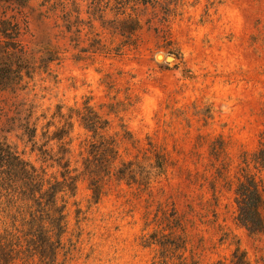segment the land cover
<instances>
[{
    "label": "rangeland",
    "instance_id": "374dc122",
    "mask_svg": "<svg viewBox=\"0 0 264 264\" xmlns=\"http://www.w3.org/2000/svg\"><path fill=\"white\" fill-rule=\"evenodd\" d=\"M75 1L89 20L92 0ZM154 1L155 9L139 8L134 46L84 61L70 50L31 79L21 72L15 93L0 91V148L25 151L39 166L21 140L25 109L47 117L61 106L62 113L72 109V167H79L89 134L76 113L87 105L108 121L120 159L141 165L138 174L164 166L147 187L104 180L97 203L80 178L66 198L58 264H231L236 246L250 264H264V233L236 221L235 202L243 161L264 146V0ZM41 2L0 0L1 63L12 51L37 59L64 47L56 17L43 15ZM108 2L114 8V0L100 7ZM105 13L104 21L114 19ZM92 25L102 44H120L98 20ZM249 169L257 182L264 179ZM1 211L0 230L10 223Z\"/></svg>",
    "mask_w": 264,
    "mask_h": 264
},
{
    "label": "trees",
    "instance_id": "16d2710c",
    "mask_svg": "<svg viewBox=\"0 0 264 264\" xmlns=\"http://www.w3.org/2000/svg\"><path fill=\"white\" fill-rule=\"evenodd\" d=\"M8 1L24 6L30 0ZM114 1V8L109 2L102 8L103 0H92L86 21L75 0H42L41 12L56 17L64 47L47 48L37 59L25 51L5 53L4 61L0 62V91L15 93L23 80L21 72L31 79L35 69L48 71L51 64H59L63 54L70 50L77 51L76 61H84L90 55L112 52L118 55L124 47L134 46L133 37L142 28L139 8L146 11L149 4L155 9L158 3L154 0ZM105 11L112 12L114 19L104 21ZM95 20L111 37L121 39L117 47L111 49L101 43L93 31ZM82 36L87 43L84 47L81 46L85 43ZM76 116L89 134L84 153L78 154L81 157L79 167H72V109L62 113L61 106L47 117L45 114L34 117L32 105L25 109L20 125L21 140L29 149L27 156L35 155L39 166L23 157L25 151L19 155L9 146L0 148V160L4 161H0V208L10 221L9 225L5 221L1 223L0 264H58L57 257L67 232L66 200L74 196L80 178L87 179L92 199L97 203L102 196V182L112 176L127 183L142 182L147 187L150 179L163 173L164 166L160 165L151 167L152 172L138 174L141 165L122 161L116 140L107 135L108 121L87 105ZM243 164L244 180L239 181L235 190L236 221L253 235L264 233V179L257 182L249 171L252 167L264 173V146L261 145L250 161L244 160ZM48 170L56 172L49 175ZM231 264H250L239 246L235 247Z\"/></svg>",
    "mask_w": 264,
    "mask_h": 264
},
{
    "label": "water",
    "instance_id": "95a60500",
    "mask_svg": "<svg viewBox=\"0 0 264 264\" xmlns=\"http://www.w3.org/2000/svg\"><path fill=\"white\" fill-rule=\"evenodd\" d=\"M157 59H159V60H164V61H166V62H168V63H170V62H172L173 61V59L171 58V57H166V58H164L162 55H157Z\"/></svg>",
    "mask_w": 264,
    "mask_h": 264
}]
</instances>
